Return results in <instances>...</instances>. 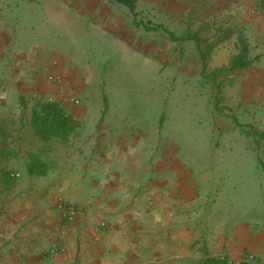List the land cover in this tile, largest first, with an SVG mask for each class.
Here are the masks:
<instances>
[{"label": "rangeland", "instance_id": "374dc122", "mask_svg": "<svg viewBox=\"0 0 264 264\" xmlns=\"http://www.w3.org/2000/svg\"><path fill=\"white\" fill-rule=\"evenodd\" d=\"M136 1L138 19L148 26H164L166 31L136 29L128 9L110 0H96L97 9L94 6L89 17L53 10L40 13L42 7L18 2L14 11L18 33L7 51L15 53L14 67L23 80L16 83L17 90L0 93V125L11 129L10 136H0L1 223H10L6 220H14L21 209L30 210L39 222L59 202L72 206L78 215L80 210L72 201L75 187L60 192L53 187L76 180L68 172L75 171L69 165H78L74 159L78 121L89 126L102 118L105 125L138 133L139 143L125 162L130 161L140 177L162 160L195 183L198 199L189 215L201 236L194 258L180 256V264H194L210 255L203 237L215 244L242 233L248 237L260 233L264 239V96L245 89L256 67L227 71L242 40L248 43L252 60L254 36L249 31L240 36L232 30L215 33L219 19L214 18L213 30L203 17V0ZM248 1L240 2L250 17ZM1 2L8 4V0ZM249 17L244 20L249 22ZM234 21L228 19L226 24L238 26V20ZM169 33L177 39H201L207 74L218 72V88L202 75L196 42H176ZM222 37L225 41L217 43ZM215 43L217 47L209 50ZM52 62L58 64L53 69ZM9 67L2 69L3 74H8ZM54 72L65 80L59 88L61 96H43L39 91L46 90L48 76ZM35 82L39 91L32 88ZM42 98L59 100L74 120L67 142H39L30 130L33 103ZM74 98L78 105L70 102ZM232 115L242 128L234 124ZM12 174L21 177L14 179ZM240 249L217 255L240 262L253 256V264H264V255L249 247Z\"/></svg>", "mask_w": 264, "mask_h": 264}, {"label": "crops", "instance_id": "0c3cea01", "mask_svg": "<svg viewBox=\"0 0 264 264\" xmlns=\"http://www.w3.org/2000/svg\"><path fill=\"white\" fill-rule=\"evenodd\" d=\"M22 1L29 7H42L40 13L53 10L89 17L96 0H8V4L0 0V93L17 90L16 83L23 80L14 67L15 53L7 51L12 49L18 33L19 20L14 11ZM240 1L203 0V17L213 30L214 18L219 19L215 33L232 30L239 35L249 31L254 36L251 49L256 53L252 58L256 75L250 76L251 85L245 89L264 96V0L248 1L250 17L242 11ZM244 17H249V22ZM228 19H235V24L238 20V26L226 24ZM10 22L14 26H8ZM7 59L11 60L5 62ZM5 65H10L7 75L2 71ZM36 84L32 88L39 91ZM59 88L47 83L46 90L39 92L43 96H61ZM77 115L79 119L81 116ZM102 120L89 126L78 121V153L74 157L78 165H69L75 171L68 172L76 180L74 184L66 182L53 187L58 192L75 187L72 201L80 210L75 220L64 227L57 204L54 212L39 222L28 209L16 212L14 220H6L8 224L0 220V264H180V256L194 258L193 250L201 236L189 215L195 211L193 203L198 199L195 183L175 170L171 162L165 164L162 160L140 177L130 161L125 162L126 155L132 156L133 146L139 143L138 133L130 127L105 125ZM162 176L166 179L162 180ZM247 234L230 240L222 238L217 244L203 237L202 242L212 256L218 257L217 253L223 250L239 253L240 247H249L263 256V235ZM207 239L210 248L205 245ZM180 249H185L184 254L180 255Z\"/></svg>", "mask_w": 264, "mask_h": 264}, {"label": "trees", "instance_id": "16d2710c", "mask_svg": "<svg viewBox=\"0 0 264 264\" xmlns=\"http://www.w3.org/2000/svg\"><path fill=\"white\" fill-rule=\"evenodd\" d=\"M112 2H116L120 5L126 7L133 17V24L136 29H144L146 32L157 31V30H165L164 26H148L143 21L138 19L139 13L137 12V1L136 0H110ZM171 38L174 41L186 42L190 40H194L198 46L200 59L203 63V71L202 75L211 79L215 87H219L218 80V72L208 75L206 71V54L201 48V39L198 36L186 38V39H177L173 36L172 33H169ZM226 38L222 37L218 40L217 43L224 42ZM217 43L209 46L210 49H214L217 47ZM250 48L247 42L242 40L240 52L237 56L233 57L229 63V67L227 71H244L249 69L252 66V60L249 59ZM226 71V70H224ZM44 99V100H43ZM220 110L222 108L218 107ZM232 119L234 124L242 128L239 124L238 120L235 116L232 115ZM30 130L34 134V136L39 140V142L43 141L45 143H50L53 139H58L63 141L64 143L69 140V135L73 132L75 124L74 120L67 115L66 109L63 104L59 100H54L52 98H42L40 100H35L33 103V109L31 118L28 121ZM5 125H0V136H10V127L7 129L4 127ZM14 131V130H13ZM264 138V134L262 135ZM33 170V167L30 166V170ZM228 259L221 257H214L210 255L204 256L203 259L194 262V264H229ZM240 264H252L247 259H244L240 262Z\"/></svg>", "mask_w": 264, "mask_h": 264}, {"label": "built area", "instance_id": "2783aa9c", "mask_svg": "<svg viewBox=\"0 0 264 264\" xmlns=\"http://www.w3.org/2000/svg\"><path fill=\"white\" fill-rule=\"evenodd\" d=\"M55 67L58 65L57 62H54L53 64ZM48 82L56 87H62L64 85V78L60 75L57 74L56 72H54L53 74H50L48 76ZM71 103H74L76 105H78V100L74 99H70ZM20 175L19 174H12V178H19ZM57 210L59 211L60 215H61V220L63 225L65 226L70 224L77 216V211L70 205H68L65 202H59L57 204ZM248 261L251 262L253 264V256H249ZM229 264H240V261H235V260H229L228 261Z\"/></svg>", "mask_w": 264, "mask_h": 264}]
</instances>
